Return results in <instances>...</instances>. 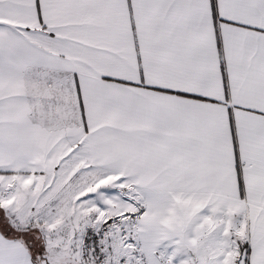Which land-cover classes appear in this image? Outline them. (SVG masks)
<instances>
[{
  "label": "snow or ice",
  "instance_id": "1",
  "mask_svg": "<svg viewBox=\"0 0 264 264\" xmlns=\"http://www.w3.org/2000/svg\"><path fill=\"white\" fill-rule=\"evenodd\" d=\"M0 264H264V0H0Z\"/></svg>",
  "mask_w": 264,
  "mask_h": 264
}]
</instances>
